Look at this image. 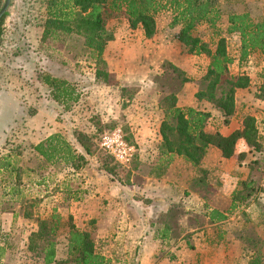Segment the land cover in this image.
<instances>
[{
    "label": "crops",
    "instance_id": "obj_1",
    "mask_svg": "<svg viewBox=\"0 0 264 264\" xmlns=\"http://www.w3.org/2000/svg\"><path fill=\"white\" fill-rule=\"evenodd\" d=\"M257 4L259 5L258 2ZM263 4L264 0H260L259 7ZM46 7L47 5L43 10ZM161 16L163 18L160 14L156 16V31L150 39L144 37L139 26L136 29L141 31L130 29L129 22L125 19L112 21L113 39L106 44L102 57L109 68L107 51L113 47L131 45L128 40L123 41L125 37L138 35L139 44L150 42V87L147 85L150 90L143 92V86L132 82V79H124L120 84L122 87L140 86V90L126 100L128 106L124 111L130 114L127 116L125 113L127 126L132 134V146L137 148L142 142H150V148H154V155L151 156L157 158L154 163L150 161L148 169L140 172L131 169L134 176L131 175L125 183L116 179L117 176L113 173L106 172L98 155L87 156L82 143L76 142L74 134H69V125L55 123V117L68 113L50 99L47 88L38 78L27 83V79L33 75L32 69H36V65L32 63L36 60L33 55H38L36 50L45 21L38 24L27 23L26 26L28 31H38V40L34 44L30 42L28 47L31 55L23 66L24 70L33 67L32 74L28 76L29 72L22 71L19 75L17 70L15 61L23 53L21 45L7 47L12 48L15 56L12 60L0 63L10 75V83L5 77L0 79V153L5 151L7 141L14 135L20 142L24 141V148L28 147L20 158H28L25 157L27 154L35 156L32 147L52 134H61L68 142L72 140L77 145L73 148L85 157L87 164L82 170V196L76 202L72 201L67 214L73 217V222L79 229L93 224L96 242L100 243L97 248L110 264H264V66L260 65V58L264 57L253 54L243 66L234 57L229 72L233 69L235 73L231 74L245 75L249 82L247 87L235 91L234 111L227 124H224L219 111L208 102L196 98L198 82L207 72L209 59L202 54H187L183 46L173 38L178 31L164 30ZM121 22L124 28L129 26L128 32L119 29ZM170 22L169 18L165 27ZM1 52L0 55L6 50L1 49ZM166 63L182 71L184 78L188 79L176 94L177 107H191L208 112L210 116L205 127L206 133L223 137L242 132L245 119L251 118L256 131L257 147L248 144L241 137L234 144L233 156L224 158L217 147L210 146L197 167L182 156L161 153L160 127L165 118L162 99L169 93L162 86V67ZM198 63L200 65L196 66ZM48 66L49 69L53 68L50 64ZM253 69L261 72L257 74V78L251 76ZM13 73L19 74L14 76ZM47 73L52 75L50 70ZM89 75L93 78V84L88 83L87 90L99 85L94 74ZM57 78L64 80L61 76ZM74 80L76 79L67 82L73 83ZM106 87L103 86L104 89ZM80 91L76 107H80L81 99L86 95L82 93V87ZM141 98L145 100L142 105L148 109L146 112L134 111L139 107L138 101ZM108 99L109 94L106 95V104L114 108V115L109 119L117 120L121 115L119 112L123 113V94H116L112 104H109L110 101L107 103ZM89 109L87 104L77 110L86 111L87 114ZM92 112L90 109V113ZM61 128H65L67 132ZM81 131L88 136L94 133L91 126ZM148 134L150 139L146 138ZM157 168L163 170L159 177L155 176L159 172L154 170ZM44 181L45 178L40 177L34 185H44ZM23 186H19V191L26 197ZM17 214L15 209L7 210L2 213V218L15 220ZM18 218L32 221L23 218L21 214ZM26 252L28 261L24 264H43Z\"/></svg>",
    "mask_w": 264,
    "mask_h": 264
},
{
    "label": "trees",
    "instance_id": "obj_2",
    "mask_svg": "<svg viewBox=\"0 0 264 264\" xmlns=\"http://www.w3.org/2000/svg\"><path fill=\"white\" fill-rule=\"evenodd\" d=\"M5 0H0V9ZM46 20L42 33L41 43L50 45L57 42L61 37L76 35L83 38V47L87 51L86 59L95 65L105 66L102 59L106 44L113 39V34L106 28V16L109 11H122L129 22V26L135 29L137 26L143 31L146 39L154 36L156 31V16L163 11L171 12L172 19L168 28H178L174 36L189 55H204L209 59L206 74L198 82L196 98L212 105L224 118V124L234 111V94L237 89L248 86L249 79L245 75H231L229 66L233 59L227 54L226 40L221 37L217 24L222 18L218 0H50L47 3ZM5 12L0 18L1 28ZM199 25H206L213 36L218 37L216 43H207L197 36L194 30ZM227 35L239 37V65L245 64L254 53L264 56V18L253 20L248 13L227 16ZM50 42V43H49ZM162 78L172 83L171 90L162 99L165 110V118L160 127L162 143L160 151L163 154L182 156L193 166L200 165L201 160L210 146L217 147L224 158L233 156L234 144L238 138H245L248 144L257 147L256 131L253 120L246 118L244 130L235 132L227 137L219 134H208L205 131L210 114L191 107L179 108L176 106V94L178 89L188 79L184 73L173 65L166 63L162 67ZM96 81L107 82L108 73L95 71ZM39 82L48 90L49 97L64 112H68L77 104L81 87L76 83H68L65 80L42 74ZM109 126L110 130L115 128ZM126 134L125 142L132 145V137L127 127L121 128ZM98 131V132H97ZM96 133H101L97 130ZM85 136V135H83ZM85 143L82 148L87 156L93 155L94 135L83 137ZM37 163L35 169H28L30 173H39L48 168H70L74 172L81 170L87 161L78 154L73 146L60 134H52L33 147ZM20 155L9 154L0 157V206L5 203L19 205V212L23 218L33 220L36 230L31 232L27 239V249L33 258L43 264H110V261L101 254L96 247L90 232L77 228L73 217H66L54 207L50 214L38 215L34 209L38 205L37 199H27L19 191L21 177L19 171ZM106 172L112 174V169ZM164 168V167H163ZM155 176L162 175V169ZM42 176V175H41ZM78 190L72 191L65 188L62 196L64 201H77ZM13 205H8L13 206ZM8 207V208H9ZM12 210V209H8ZM60 234H63L62 241ZM9 244L3 241L0 247V259L3 250L9 248Z\"/></svg>",
    "mask_w": 264,
    "mask_h": 264
},
{
    "label": "rangeland",
    "instance_id": "obj_3",
    "mask_svg": "<svg viewBox=\"0 0 264 264\" xmlns=\"http://www.w3.org/2000/svg\"><path fill=\"white\" fill-rule=\"evenodd\" d=\"M47 1L48 0H11L9 7L6 11L7 15L3 20L1 28L0 53H2L1 49H5L6 52H3L4 55H0V63L1 61L5 63V61L7 60H12V58L15 56L12 48L7 47H10L11 45H21V50L23 51V53L21 52L20 54L22 55L20 59L15 61L17 65L16 67L18 68L17 70L20 72V74L18 73L19 75H21L22 71H24L23 73L29 72V74H27L28 76L32 74L31 69L33 67L24 70L23 66L25 64V60H27V57L29 56L30 58L31 55V49L28 46H30L32 42L34 44V42L38 40V31H28V28L26 29V26L27 23L38 24L39 22L46 20L47 7L45 10H43V8L47 5ZM106 1L110 2L111 0ZM257 2L259 3V5L257 4ZM218 3L222 11V18L217 24V27L221 31V33H219L220 36L224 37L226 40L227 54L234 61V57L235 59L239 58V54L237 53L239 52L240 41L237 35H227L225 33L227 27V16L231 13H248L253 20L258 21L264 18V4L259 7L260 0H254L251 2L247 0H218ZM166 13L168 15L164 16V14ZM159 14L163 15V18L161 16V19H163L162 23L164 25V30L179 31L178 28H176L178 30H170L168 27H165V24L167 23V21H169V18L170 21L172 19L171 12L163 11ZM119 18L127 20L122 11H109L107 13L106 28L108 29V31H111L112 34L114 33L112 30V21H117ZM127 27L124 28L122 26V22L121 25H119V29L128 32ZM135 31L141 30L137 28ZM212 32L213 31H211L206 25H199L195 28L193 34L194 36H197L203 41L211 44V41L216 43L218 40V37L213 36ZM125 40H128L131 45L124 46L122 43L120 44V46L123 45L122 47H113L107 51L106 59H108V62H110V64L108 65L109 68H107V65H95L91 61H88V59H86L87 51L83 47V38L78 37L74 34L68 37H61L57 42L48 46H42L40 40V43L38 42V48L36 50L38 55H33L34 59L36 60H33L34 62H32L34 63V65H36V69H32L33 75L30 77V79H27V83L30 84L32 83V79L34 80V78H39L42 74L49 75V73H47L49 72V70L52 72V75L50 74L51 77L56 76L54 78H57L61 76L66 81L76 79L73 83H76L79 87H82V93L86 95H84V97L81 99V105H79L80 107H76L77 105H74L75 107L73 106L71 110L67 112L68 115H58L57 117H55L57 118V120H55V123L61 124L63 126L65 124L69 125V134H74V139L76 140V142L79 141L81 143H85L82 138L83 135H85L83 137H88L87 134L81 131V129L85 131V128L87 126L93 127L94 137L93 139H91V141L93 143L92 150L94 151V154L98 155L99 162H101V166L103 165V162L107 163V168L112 169L113 175L117 176L116 179L123 180V182L126 181L128 178L132 177L131 175L133 174L130 172L131 169L136 170L138 172H140L141 170L145 171L150 167V161L152 160V163H154L155 159L157 158L155 156H151L154 155V153H152V151H154V148H150V142H142L138 146H136L137 148H134L132 145H129L127 143L133 149L131 157L129 158V163L125 165L119 163L117 160H115V158H113V156L109 155L106 151L102 150L99 147L101 137H103L105 134L113 132L115 128H128L125 113L127 114V116H129L130 114L128 115V112L124 111L126 110V105L128 106L126 100L133 96L135 93H137L140 90L141 85L144 88L142 89L143 92L150 90V88L147 87V85H149L150 87V42L147 41L142 42V44H139L138 42L140 38L138 35L133 37H125L123 41ZM260 59L262 60V63H264V58ZM262 63H260V65L264 66V64ZM49 64L53 66V68L49 69ZM195 65L197 66L200 64L198 63ZM96 70L108 73L107 82L103 83L97 80L99 85H94L89 90H87V84H93V78L89 75V73L94 74ZM257 71L258 70H252L251 76L253 78H257V74H261V72ZM232 72L235 73V70L232 69V71H230V74ZM18 74L13 73L14 76H18ZM9 76L10 75L8 71H5L4 67L0 66V79L5 77V79L8 80V83H10ZM124 79H126V81L132 79V82L140 86L122 87L120 86V84L121 81H123ZM170 84H172L170 80H164L162 82V86L168 91H170L172 87L170 86ZM103 86L107 87L104 89ZM258 86L256 85V87ZM121 93L123 94L124 99L123 105L121 104L123 108V113L119 112L121 115L119 117L117 115L118 119L113 121V119H109V117H113L114 108L113 106H107L108 104H106V95L109 94V99L107 100V103H109L110 101L111 103L109 104H112V102H114V96H116V94L120 95ZM143 99L144 98H141L138 101L139 107L135 108L134 111L146 112L148 110L145 105H142V103H145V100ZM28 104L29 103H27V105ZM87 104L88 107L93 110L92 113H90V109L87 111V114L86 111L81 112L80 110H77L78 108H82V105L86 107ZM98 106H101L102 108L98 109ZM133 113L134 112H131V114ZM143 117L146 116L144 115ZM131 119L132 118H130V120ZM138 120H141V118H138ZM114 122L116 127L110 130L109 126H113ZM61 129L66 131L65 128ZM97 130H101V133H96ZM129 135H131L132 137L130 130ZM125 137H127V135L123 133V138ZM141 137L145 136H140V138ZM64 138L66 139V137ZM146 138L150 139V134H148ZM69 143L73 144V147L77 146L75 145V143L72 142V140H70ZM27 145L28 143L26 144V146ZM23 146H25L24 141L20 142L19 138L14 135L7 141L5 151L0 153V157L9 154L22 155L26 150H28V147L24 148ZM29 155L30 154H27L25 156L28 158H20L19 162V167L23 171L22 173L19 171V176L21 177V185H24L22 188L26 195L25 198L37 199L38 205L34 209L35 214L47 215L48 213L50 214L53 207H56L57 211L59 210L60 213L63 214L64 217H66V213L70 205L76 201H64L62 193L67 187L71 188L72 191L78 190L77 197L80 198L82 196V170L85 166L78 172H74L70 168L62 169V167H50L45 171L39 173H30L28 172V169H35L37 167V163L34 159V156ZM140 162L144 164H140ZM40 177L45 178L46 181H44V185H34L37 180H40ZM136 178L139 177L136 176ZM18 203H16V205H13L10 202L2 204L0 206V247H2L4 240L7 244H9V246H11L10 250L9 248L7 250H3V254L1 255V260H3L0 261V264H24L28 261V254L25 251L27 245V237L32 230L36 229V223L33 220L27 222L22 218H18L20 214ZM8 205L13 206L9 207ZM8 209H15V211L18 212L15 220L13 218L12 220H10V218H7L6 220L2 218V213H6ZM94 229L95 227L92 223H90L89 225L87 224L86 227L81 230L90 232L95 241L96 247H98L100 243L96 242L97 240L95 238ZM61 236L63 237V234H60V237ZM62 237L60 238L61 241ZM33 263L34 262H31L30 264Z\"/></svg>",
    "mask_w": 264,
    "mask_h": 264
},
{
    "label": "built area",
    "instance_id": "obj_4",
    "mask_svg": "<svg viewBox=\"0 0 264 264\" xmlns=\"http://www.w3.org/2000/svg\"><path fill=\"white\" fill-rule=\"evenodd\" d=\"M99 147L113 156L119 163L125 165L129 163L132 147L124 140L121 130H115L101 137Z\"/></svg>",
    "mask_w": 264,
    "mask_h": 264
},
{
    "label": "water",
    "instance_id": "obj_5",
    "mask_svg": "<svg viewBox=\"0 0 264 264\" xmlns=\"http://www.w3.org/2000/svg\"><path fill=\"white\" fill-rule=\"evenodd\" d=\"M10 2H11V0H5V1H4V4H3L2 8L0 9V18H1L2 15L7 11Z\"/></svg>",
    "mask_w": 264,
    "mask_h": 264
}]
</instances>
